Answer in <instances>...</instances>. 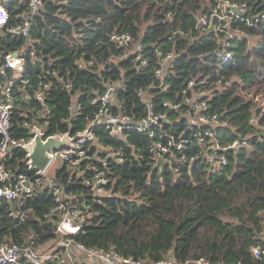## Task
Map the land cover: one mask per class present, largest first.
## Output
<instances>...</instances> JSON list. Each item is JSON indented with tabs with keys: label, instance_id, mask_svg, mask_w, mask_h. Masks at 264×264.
Segmentation results:
<instances>
[{
	"label": "trees",
	"instance_id": "trees-1",
	"mask_svg": "<svg viewBox=\"0 0 264 264\" xmlns=\"http://www.w3.org/2000/svg\"><path fill=\"white\" fill-rule=\"evenodd\" d=\"M225 1L245 7L231 24L244 37L230 41L234 57L217 71V37L198 25V17H209L219 0H43L44 12L33 20L30 33L42 62L27 64L32 87L27 100L19 96L13 117L15 137L26 133L20 128L23 113L44 109L34 96L42 82L49 85L45 97L51 111L48 136L84 130L98 110L92 104L95 93L113 82L122 84L115 98L129 115L136 119L147 116L148 108L139 96V89H144L155 113L169 116V123L163 122L153 138L133 129L126 131V140L119 141L104 128L95 129L103 147L122 152L123 162L108 158L104 167L92 161L105 172L109 195H94L73 185L65 168L58 171L59 180L68 192L76 193L82 210L90 214L76 236L87 248L114 250L143 264L171 259L177 264H264V131L249 122L256 116L260 127L264 125V105L255 101L264 94V0ZM10 10L14 16L13 5ZM113 33H129L135 42L142 39L151 62L145 72L133 69L131 58L106 64L125 53L111 42ZM249 38H258L253 47ZM26 41L24 37L9 38L0 45L2 50H15ZM154 48L175 57L163 87L155 76L154 52H149ZM85 51L95 59L91 70L74 64ZM66 68L75 84L71 92L47 73L56 69L60 77L68 79ZM206 77L222 84L209 103L211 111L223 114L227 122L217 134L219 144L246 143L238 151L228 152L227 165L221 170L203 159L195 137L203 130L192 126L187 117L186 100L192 97L187 84ZM74 99L82 108L75 119L69 110ZM165 102L178 108L167 109ZM32 117L28 113L26 118ZM169 140L188 142L182 153L172 148V163L156 160L152 145ZM14 153L13 163L26 157L23 150ZM183 155L186 161L182 163ZM100 157L105 158V153L99 152ZM55 204L48 191L28 201L33 213L22 228L13 229L15 240L19 241L20 233L32 232L38 234V245L53 240L54 226L44 216ZM5 225L10 227L8 220ZM255 248L261 250L259 257Z\"/></svg>",
	"mask_w": 264,
	"mask_h": 264
},
{
	"label": "built area",
	"instance_id": "built-area-1",
	"mask_svg": "<svg viewBox=\"0 0 264 264\" xmlns=\"http://www.w3.org/2000/svg\"><path fill=\"white\" fill-rule=\"evenodd\" d=\"M11 5L14 6V16L11 15ZM233 5L229 1L219 0L218 6L209 17H198V25L205 30L213 31L217 37L219 45L216 50L219 65L217 71L234 57L230 41L236 37H234L235 30L231 24L238 17V13H244L245 7L236 6L237 10L233 12L230 9ZM43 12V0H0V42L17 37L27 39L26 44L15 50H2L0 45V264H143L134 259H125L114 250L87 248L76 239L88 222L90 214L82 210L80 198L76 193L68 192L57 173L65 168L73 185L85 187L94 195L97 192H105L109 195L107 189L109 183L105 172L98 170L92 161L96 160L104 167H106L108 158H119L118 160L123 162L122 152L103 147L95 135V129L104 128L111 138L119 141L126 140V131L133 129L153 138L156 129L163 128V122L169 123V116L166 112L155 113L154 105L146 91L139 89V96L147 106L148 114L142 119H136L134 115H129L115 98V92L121 88L122 84L115 82L105 84L104 91L96 92L92 99V104L97 105L98 110L86 128L75 135L70 132L54 135L60 137L68 135L75 140L70 146L50 152L52 160L42 174L31 170L24 147L33 141L34 129L38 128L43 133L44 139L51 137L47 134L51 111L45 100L49 85L42 82L34 90L36 100L44 109H28V112L23 113L25 119L20 128L26 129L24 136L15 137L13 135V117L19 104V96H24V100L29 98L28 93L32 86L28 78V62L32 65L38 64L39 61L42 62L36 54L30 33L33 20ZM169 17H172V13ZM110 40L116 47L123 48L125 53L120 58H110L107 65L131 58L133 69L138 73L145 72L149 68L151 62L142 39L135 42L129 33H113ZM149 52H154L157 60L155 76L161 81L160 87H163L164 78L172 67L174 54H164L158 48ZM74 64L82 69L91 70L95 66V59L93 56L88 57L85 51L75 60ZM47 73L56 77L63 89L69 92L75 89L69 68L65 69L68 79L60 77L61 74L56 69L49 70ZM221 85V81H210V77L195 78L188 82L186 89L192 94V97L186 100V106L189 109L188 120L192 126L203 130L195 135L196 144L200 152L204 154L203 159L207 164L217 170L227 165L229 151H238L242 146H246V143L240 140L228 146H222L218 142L217 134L220 129L227 126V122L223 120V114L211 111L209 103L220 90ZM163 106L167 109L178 108L170 102L163 103ZM116 108L118 111L114 112L113 109ZM81 109L74 99L69 107L73 119L82 113ZM28 113L33 114L31 120L26 118ZM249 122L264 131V125L260 127L256 116L250 117ZM40 123L45 125L46 130L40 127ZM185 142L188 141L181 140L178 144L173 140L159 141L152 145L151 152L156 160L172 163L174 160L172 148L182 153L186 147ZM15 149L23 150L26 155L23 160H17V163H13L16 159ZM93 151L95 154H92ZM99 152L105 153L106 157L98 158ZM179 161L182 163L186 161L185 156L183 155ZM57 164V169H54ZM44 191H48L56 203L50 209L49 214L44 216V219L54 226V239L45 246H41L36 244L38 234L32 232L28 235L20 233V239L16 241V233L13 229L22 228L33 213V208L29 207L28 201ZM5 220L9 221L10 227L5 225ZM260 252V248L254 249L257 257ZM161 264L177 263L171 259ZM195 264L209 263L197 261Z\"/></svg>",
	"mask_w": 264,
	"mask_h": 264
},
{
	"label": "water",
	"instance_id": "water-1",
	"mask_svg": "<svg viewBox=\"0 0 264 264\" xmlns=\"http://www.w3.org/2000/svg\"><path fill=\"white\" fill-rule=\"evenodd\" d=\"M236 5L230 7V9L235 12ZM35 137L33 141L24 147L27 153L28 164L31 170L38 171L42 174L46 168L49 166L52 157L50 152L52 150H58L62 147L70 146L72 141L75 139L70 138L68 135L63 137L51 136L44 139L43 133L38 128L34 129Z\"/></svg>",
	"mask_w": 264,
	"mask_h": 264
},
{
	"label": "rangeland",
	"instance_id": "rangeland-1",
	"mask_svg": "<svg viewBox=\"0 0 264 264\" xmlns=\"http://www.w3.org/2000/svg\"><path fill=\"white\" fill-rule=\"evenodd\" d=\"M243 35H244V34L238 32V31H235L234 37H236V38L239 39V38H243V37H244ZM257 40H258V38H249V45H250L251 47H253L254 44H255V42H256ZM249 96L251 97V95H249ZM255 101H257L258 104H260L261 106H263V105H264V94L257 96L256 99H255ZM39 125H40V127H41L43 130H46V127H45V125H44L43 123H40ZM57 167H58V164L54 167V169H57ZM97 194H98L99 196H105V195H106L105 192H97Z\"/></svg>",
	"mask_w": 264,
	"mask_h": 264
}]
</instances>
